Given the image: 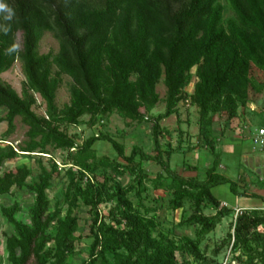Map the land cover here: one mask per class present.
Listing matches in <instances>:
<instances>
[{
  "label": "trees",
  "instance_id": "trees-1",
  "mask_svg": "<svg viewBox=\"0 0 264 264\" xmlns=\"http://www.w3.org/2000/svg\"><path fill=\"white\" fill-rule=\"evenodd\" d=\"M0 4L11 12L9 18L8 11H0V107L6 108L0 121H7L5 135L16 129V116L28 125L24 144H2L6 138L0 139V195L14 187L33 193L27 207L19 200L1 207L12 226L6 235L8 263L74 264L70 258L82 237L75 207L81 199L91 212L92 241L80 264H184L177 250L192 255L196 264H217L201 249L200 236L176 239V235L155 233L159 222L155 214L149 215L154 208L146 206L144 200L150 196L144 193L147 183L169 191L174 209L191 201L192 212L180 222L200 224L201 235L235 210L215 196L214 186L229 183L238 195L264 200V195L240 189L236 180L219 171V138L212 126L215 113L231 120L251 101L254 66L264 69V0H0ZM227 9L233 14L226 16ZM46 30L59 42L55 52L38 49ZM13 45L17 49L9 52ZM16 59L21 60L26 77L22 93L1 78ZM62 73L72 80L70 101L60 108L56 95ZM193 74L197 79L188 91ZM162 80L166 109L153 113L162 98L157 90ZM35 93L45 101V114L34 109ZM181 101L197 106L200 146L214 155L203 177L176 171L170 164L174 147L171 143L164 147L161 141L162 134L169 133L161 120L178 113ZM109 112L149 122L153 151L133 144L127 152L125 144L108 131L79 143L61 128L63 123L84 122V114L95 124ZM98 139L110 141L125 162L119 156L98 154L94 147ZM56 148L67 149L63 163L70 164L69 180L62 200L51 209L48 190L60 173L55 161L47 168L39 160L41 171L32 181H28L32 169L27 163L2 166L19 150L52 155ZM149 160L160 165L155 175L145 167ZM190 167L199 172L197 164ZM108 169L114 175L133 174V180L122 184ZM130 193L137 196L136 204ZM62 203L67 204L65 214ZM102 203H110L107 214L100 208ZM208 204L214 213L203 211ZM21 212L29 221L19 217ZM232 226L228 235L233 250H240L247 264H264V206L243 207Z\"/></svg>",
  "mask_w": 264,
  "mask_h": 264
},
{
  "label": "rangeland",
  "instance_id": "rangeland-1",
  "mask_svg": "<svg viewBox=\"0 0 264 264\" xmlns=\"http://www.w3.org/2000/svg\"><path fill=\"white\" fill-rule=\"evenodd\" d=\"M233 14L231 10L227 9L226 16ZM22 32H18L17 41L21 43ZM59 48V42L53 35L52 31L46 30L39 41L38 49L40 52L57 51ZM57 68L54 66V71ZM195 71V67L192 68ZM62 81L57 89L56 103L58 107H63L65 103L70 101L69 86L71 83V77L62 73ZM1 78L4 82L11 84L19 93H22L25 83V73L23 71L22 62L20 59H16L13 65L1 73ZM197 76L193 74L191 82L187 85L186 89L192 91L194 82ZM252 79L254 83V91L252 93L251 101L246 106L240 107V114L231 120H227L225 115L221 113H215L213 115V129L219 136H225L227 133H234V131L241 130V140L239 142L233 141H218L217 149L220 151L221 164L219 165V171L230 175L234 180L238 182L240 189L253 192L258 191L264 193V150L259 147H254L251 137L255 134L260 126H264V69L258 66H254ZM157 90L161 95L160 101L153 108V113L165 111L166 102L164 96L166 94V85L164 81H160L157 85ZM37 97V103L34 105V109L39 114H45L46 104L39 93H35ZM6 108L0 107V116H4ZM198 108L196 105H191L189 101H181L179 103V112L173 113L161 120L163 127L168 128L169 133H163L161 141L164 147H168L171 143L174 147V152L171 155L170 164L179 173L190 176L200 175V171H204L206 166L204 165V159L200 157V146L198 137ZM90 115L84 114L82 116L84 122L80 124L63 123L61 128L73 135L77 142L81 143L89 135L98 133L100 131L110 132L116 139L123 142L126 146L127 152L131 149L133 144H140L146 150L153 151L154 140L151 134L150 123L146 121H136L124 118L117 112H109L103 116V120L95 124L88 122ZM16 129L9 135H5L7 129V121H0V139L2 144L13 143L15 146L24 144L28 139L27 130L28 125L24 123L21 116H16ZM239 127V129H238ZM224 129V130H223ZM230 130H232L230 132ZM223 133V134H222ZM221 138V137H220ZM224 138V137H223ZM221 142V143H220ZM224 143V144H223ZM179 144L181 147H178ZM98 154L107 153L111 156H119L117 151L112 146L111 142L106 139H98L94 143ZM207 148V147H205ZM208 149V148H207ZM247 153V156L244 154ZM67 149L56 148L52 151V155L45 153L41 154L38 151L28 153L26 151H18V155L14 159L6 160L3 163L2 168H13L18 164L27 163L32 169V175L28 177V181H32L37 177V174L41 171V164H44L47 168H51L55 161L60 168V173L56 174L52 178V186L48 190L50 198L51 209L55 204L62 200L63 191L65 190L69 177L66 175V168L68 164H64V159L67 157ZM203 156V155H202ZM120 161L125 160L119 156ZM214 155L209 153V163L212 162ZM193 164H197L199 172L192 170L190 167ZM145 167L152 174L160 169V165L155 161H145ZM110 175H114L112 170L108 169ZM133 174L126 173L124 175H114V179L120 181L122 184H126L133 180ZM148 190L144 193L150 196L145 198L144 202L147 207L154 208L149 211V215L155 214L159 224L157 227L158 232L169 233L170 235H176V239L183 237L197 238L201 237V249L205 251V254L209 258H214L217 264H247L245 262L246 256L240 255V250H233L232 243L229 242V232H233L232 222L236 219L237 211L234 205L235 202L240 204L248 203H260L263 207L264 200L257 195H238L230 189L229 183H222L212 188L213 193L220 199L226 200L224 202L234 205L235 210L228 215L222 217L221 221L217 223L216 227L211 231L201 235L199 233L200 224H183L180 220L186 218L193 210V204L191 201H186L183 207L174 209L171 206L170 199L172 194L164 189H155L149 183ZM132 201L137 203V196L130 193ZM157 198L154 200L153 198ZM153 199V200H152ZM15 200H19L24 207H27L32 203L33 193L26 187L17 188L14 187L12 192L0 195V264H9L7 261V248H6V235L12 231V226L8 220L3 216L1 207L4 204H11ZM63 206V213L66 212L67 204H61ZM260 206V207H261ZM110 203H102L100 208L103 213L107 214L109 211ZM89 206L84 204L80 199L79 206L75 207V212L79 214V232L82 233L81 239L76 241V252L70 258L74 264H80L88 256L89 245L92 241V236L89 235V223L91 219V212ZM142 212L144 209L139 208ZM203 211L205 213H214L215 209L211 204L204 206ZM20 218L29 221V218L21 212ZM57 222H54L51 230H55ZM262 228V227H261ZM53 242V241H51ZM49 242V244H51ZM177 257L184 264H196L192 255L181 250H177ZM241 256V257H240ZM254 264H260L256 262Z\"/></svg>",
  "mask_w": 264,
  "mask_h": 264
},
{
  "label": "crops",
  "instance_id": "crops-1",
  "mask_svg": "<svg viewBox=\"0 0 264 264\" xmlns=\"http://www.w3.org/2000/svg\"><path fill=\"white\" fill-rule=\"evenodd\" d=\"M238 129H239V127H238ZM224 130V129H223ZM232 130H230V132H231ZM223 134V133H222ZM240 134H241V130H237V131H234V133H227V134H225V136H221V135H219L218 136V138H219V140L218 141H223V139H224V141H233V142H239V141H242L241 140V137H240ZM221 137V138H220ZM221 143V142H220ZM219 144V143H218ZM217 144V145H218ZM224 144V143H223ZM209 153H210V151L207 149V148H205V147H200V157L201 158H203L204 159V165L203 166H207V165H209L210 163H209ZM203 155V156H202ZM245 156H247V153H245L244 154ZM201 174H204V171L202 172V171H200V175ZM262 189H264V188H262ZM254 192H257L258 194H261V195H264V193H261V192H258V191H254ZM222 200V202H224V201H226V200H223V199H221ZM262 204H264V203H262ZM235 206L236 205H239V206H241V207H255V206H261V204L260 203H248L247 201H246V203L245 204H240V203H237V201L235 202V204H234ZM233 205V206H234Z\"/></svg>",
  "mask_w": 264,
  "mask_h": 264
},
{
  "label": "built area",
  "instance_id": "built-area-1",
  "mask_svg": "<svg viewBox=\"0 0 264 264\" xmlns=\"http://www.w3.org/2000/svg\"><path fill=\"white\" fill-rule=\"evenodd\" d=\"M252 143L254 147H259L264 150V126H260L255 134L251 137ZM223 204H227V202H223ZM243 207H236L237 214L242 212Z\"/></svg>",
  "mask_w": 264,
  "mask_h": 264
},
{
  "label": "clouds",
  "instance_id": "clouds-1",
  "mask_svg": "<svg viewBox=\"0 0 264 264\" xmlns=\"http://www.w3.org/2000/svg\"><path fill=\"white\" fill-rule=\"evenodd\" d=\"M0 11H8L9 12V18L11 17V12L10 10L6 9V6L4 4H0ZM17 49L16 45H13L10 49L9 52H13Z\"/></svg>",
  "mask_w": 264,
  "mask_h": 264
}]
</instances>
